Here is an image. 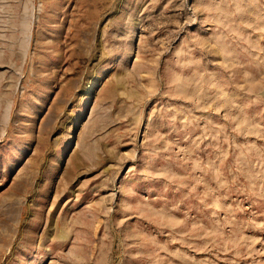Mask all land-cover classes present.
I'll use <instances>...</instances> for the list:
<instances>
[{
    "label": "rangeland",
    "instance_id": "374dc122",
    "mask_svg": "<svg viewBox=\"0 0 264 264\" xmlns=\"http://www.w3.org/2000/svg\"><path fill=\"white\" fill-rule=\"evenodd\" d=\"M0 264H264V0H0Z\"/></svg>",
    "mask_w": 264,
    "mask_h": 264
}]
</instances>
